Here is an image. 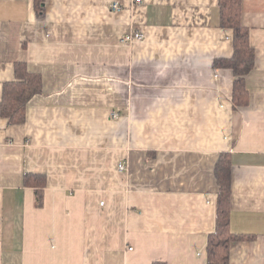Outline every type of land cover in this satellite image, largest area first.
<instances>
[{
    "label": "crops",
    "instance_id": "crops-1",
    "mask_svg": "<svg viewBox=\"0 0 264 264\" xmlns=\"http://www.w3.org/2000/svg\"><path fill=\"white\" fill-rule=\"evenodd\" d=\"M135 1L44 0L39 17L0 0V104L15 63L43 81L24 124L0 115V264H207L222 154L246 238L231 264H264V0H242L255 67L238 110L214 67L234 54L219 0ZM25 174L47 177L41 207Z\"/></svg>",
    "mask_w": 264,
    "mask_h": 264
},
{
    "label": "trees",
    "instance_id": "trees-1",
    "mask_svg": "<svg viewBox=\"0 0 264 264\" xmlns=\"http://www.w3.org/2000/svg\"><path fill=\"white\" fill-rule=\"evenodd\" d=\"M44 0H35L34 5L39 17L44 15ZM220 25L233 31L234 54L231 59H217L215 68L233 72L232 106L234 110L249 105V92L245 77L255 67V51L250 44L249 31L242 25V0H219ZM43 81L39 74L29 71L25 63H15V80L4 85L0 115L9 125H22L26 122L29 102L42 93ZM232 161L229 154H222L215 166V176L219 187L216 213V231L208 238L207 264H231L232 244L245 240L232 234L230 230V195L232 182ZM24 186L33 188L36 205H43V192L47 187L45 175L25 174ZM153 264H166L154 262Z\"/></svg>",
    "mask_w": 264,
    "mask_h": 264
},
{
    "label": "built area",
    "instance_id": "built-area-1",
    "mask_svg": "<svg viewBox=\"0 0 264 264\" xmlns=\"http://www.w3.org/2000/svg\"><path fill=\"white\" fill-rule=\"evenodd\" d=\"M135 3L140 4V3H142V0H136ZM122 7L123 6L118 4V3H114L111 5V9L113 11H121L123 9ZM143 40H144V36L141 33L135 32V33H131V34L125 36L124 38H122L121 43L123 45H132L136 42H140ZM125 169H126V166L124 164L118 166L119 171H124ZM130 250L132 251L133 249L130 248Z\"/></svg>",
    "mask_w": 264,
    "mask_h": 264
},
{
    "label": "rangeland",
    "instance_id": "rangeland-1",
    "mask_svg": "<svg viewBox=\"0 0 264 264\" xmlns=\"http://www.w3.org/2000/svg\"><path fill=\"white\" fill-rule=\"evenodd\" d=\"M119 117V114L117 113V112H114L113 113V119H116V118H118Z\"/></svg>",
    "mask_w": 264,
    "mask_h": 264
}]
</instances>
